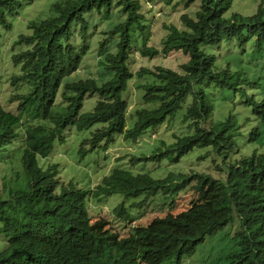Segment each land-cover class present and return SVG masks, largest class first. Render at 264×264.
Returning <instances> with one entry per match:
<instances>
[{"label":"trees","instance_id":"1","mask_svg":"<svg viewBox=\"0 0 264 264\" xmlns=\"http://www.w3.org/2000/svg\"><path fill=\"white\" fill-rule=\"evenodd\" d=\"M33 1L0 0V55L2 37L13 29L12 21L20 16L22 7ZM173 1L163 0L167 5ZM176 1L198 3L199 11L195 18L184 20L189 31L171 27L160 50L147 47L144 24L148 21L139 12L138 0H57L49 10L58 16L40 21L28 18L26 32L11 41L15 50L12 63L21 70L12 77V84L22 83L24 93L19 97L18 114L6 111L0 101V154L18 138L16 127L23 130L24 141L20 170L9 178L0 176V194H6L0 199V236L5 239L0 244V264H58L51 250L63 247L62 241L78 251L75 259L59 264H130L148 256L155 264H184L207 236H216L221 247L220 238H226L232 248L228 261L217 258V264H264V0H251L248 5L242 0ZM241 6L252 9H239ZM93 9L108 25L98 46L95 44V58L86 56L88 46L83 47L70 32L72 22ZM216 48L233 51L221 55ZM136 50L148 58L180 51L188 62L177 69L159 66L135 72L131 60ZM84 60L97 62L94 67L104 74L101 79L89 65L85 74L80 71ZM74 75L78 80L67 83L64 93L57 94L62 81ZM209 88L219 90L221 97L242 99L234 105L224 103L221 108L227 113L218 123H210L216 96ZM138 91L143 93L142 104L135 115L128 116L132 94L140 102ZM92 98L96 101L87 109ZM238 108L244 110L245 126L252 123L249 134H243L238 123ZM178 118L180 127L188 119L193 121L188 126V130L193 127L191 133L184 129L182 134L175 132L183 145L203 149L202 159L216 161L217 169L225 172L226 182L210 179L215 197L210 196L209 206H200L197 217H206L204 229L193 235V228L181 220L176 222L179 230L134 226L114 243L109 236L93 231V209L112 196H121L112 200L113 214L131 222L146 211L149 195L164 202L157 198L164 194L146 166L170 150L157 153L153 141L139 139L148 131L162 132V125L175 124ZM72 129L91 132L78 152L81 159L98 149L125 145L122 151L129 154V164L144 166L147 173L115 166L106 175L100 171L102 179L93 189L58 179L59 164H49L44 170L40 162L50 157L55 144H65ZM169 180L181 185L180 177L171 171ZM206 182L203 177L200 184ZM154 207L160 208L156 203ZM234 208L239 210L236 219L232 217ZM236 220L241 224L232 237ZM258 243L262 245L256 247Z\"/></svg>","mask_w":264,"mask_h":264},{"label":"rangeland","instance_id":"2","mask_svg":"<svg viewBox=\"0 0 264 264\" xmlns=\"http://www.w3.org/2000/svg\"><path fill=\"white\" fill-rule=\"evenodd\" d=\"M56 0H34L32 3L25 5L20 10V16L12 21L13 29L9 32H6L1 40V55H0V101L4 109L13 114H18L17 104L19 101V97L24 93L23 84L19 83L11 86V82H8L11 77L20 75L21 70L15 67L12 63V55L15 50L11 48L12 43L17 39V37L26 32V26L28 22V18L34 20H43L46 19L49 15L53 16L54 13L49 12L50 5ZM139 1V12L145 14L147 23L144 24L145 33L148 35L147 47H155L156 49H162L161 41L165 38L167 33L169 32L171 27L178 28L179 30H187L186 25L184 24L185 19L195 18L197 11H199V4L192 3L191 5H186L187 1H173L171 4L167 5L163 2V0H138ZM244 5L251 4V0H242ZM255 5V4H254ZM116 7V5H114ZM253 6V5H252ZM254 7V6H253ZM239 9H252V7L241 6ZM22 17L23 19H20ZM140 29H143L139 26ZM12 41V43H11ZM225 46V45H224ZM216 52L220 51L221 55H226L230 51L233 50H225L220 48H216ZM92 55L95 58V54L93 51L87 55L89 57ZM133 63V69L135 72H138L142 68L154 70L156 67L163 66L166 68L177 69L182 64L188 62V57L183 55L180 51H170L169 53H162L153 58H148L142 56L137 50L134 52V58L131 60ZM97 64L96 61L88 63V61L84 60L83 67L80 68V71H83L85 74V66L89 65V67H93L96 77L100 78L104 75L100 73L94 66ZM88 73H91L90 69H88ZM66 83L75 82L78 79L74 76L66 77ZM213 90V95L216 96L215 101V110L212 121L214 123H218L219 120L224 118L226 115V110L222 109V105L224 103H228L234 105L236 103H241V98L237 97L233 101L231 97H221L219 95V90H215L214 88H209ZM249 91V90H248ZM139 101L136 100V94H132V98L129 101L128 113L127 115H133L136 109L142 104V91H138ZM248 93H253V90H250ZM223 94V93H222ZM226 94H223V96ZM129 98V97H128ZM12 99V101H11ZM11 101V102H10ZM96 99H88L86 105L87 109H91L95 103ZM7 104V106H6ZM136 104V105H135ZM135 105V106H134ZM238 105V104H237ZM237 105L232 108L235 109ZM86 109V110H87ZM240 110L239 114L241 115ZM178 122L173 125V123L168 124L165 128L168 129L169 125L171 127V132L174 133V130H181L179 123H182V120L178 118ZM238 123L242 127L243 134H249L252 129V123L250 122L249 126H245L244 119L242 115L238 119ZM193 125L192 119H188L184 122L182 129H186V134L191 133V130H188V126ZM17 132L19 133L18 138L8 147V150L4 151L0 154V176L1 178L12 177L14 173L20 170V156L24 141L23 130L19 127H16ZM72 136L71 141L69 137ZM91 132H77L75 130H70V132L66 135L67 140L65 144L59 146L60 143L55 144L54 152L50 155V157L46 160L40 159L41 167H47L49 164H59L60 165V177L63 181L68 183V181H73L75 183H80L82 185H87L90 188H93L97 185V183L101 180L100 171H104V173H109L110 169L115 166H124L128 170H133V172L139 170L142 171L144 166H132L130 167L127 152H123L122 148H125V145L119 146L115 145L114 147L109 148L107 151H97V153H88L84 157V159L80 158V154L78 153L83 140L90 138ZM75 147V150L73 149ZM121 147V149H120ZM145 149H149L145 147ZM80 158V160L77 158ZM127 160H125V158ZM218 161L221 163L223 161L222 158ZM96 161V162H95ZM212 161V160H211ZM211 161H208L210 163ZM206 168V167H205ZM211 168L217 174H225L222 171H215V163L211 164ZM10 184V182H9ZM6 194L3 193L1 198H4ZM120 195L112 196L106 201H102L93 209L91 222L92 228L98 234H104L111 238L112 241L117 239L119 236H124L128 234L132 227H139L140 230H148V229H156L159 231L164 230L166 227H173L176 230H179V226H177L174 222L165 221L163 217L167 214L166 211H160L155 208H147V210L135 219V221H123L113 214L112 208V200L120 199ZM210 199L209 195L204 197V202L197 200L196 197L190 196L188 194L184 195V198L179 199L177 206L168 211V214L173 215L174 218H184L188 221H194L199 226L203 228V219H196L191 216L192 213H195L198 207L203 203H208ZM108 206H111L108 208ZM134 213V211H133ZM5 239L0 236V244L3 245ZM221 246L218 244L217 238L212 239L210 242H207L205 245H201V247L196 251L195 255L192 259H186L184 264H217L216 259L221 258L222 251L220 250ZM224 253L223 255H225ZM224 261H228L222 258ZM219 264V263H218Z\"/></svg>","mask_w":264,"mask_h":264},{"label":"clouds","instance_id":"3","mask_svg":"<svg viewBox=\"0 0 264 264\" xmlns=\"http://www.w3.org/2000/svg\"><path fill=\"white\" fill-rule=\"evenodd\" d=\"M49 12L54 13L53 9L51 11L49 10ZM55 15L58 16V14H55ZM102 19H104L103 15L100 12H98V10L93 9L90 12H86L84 15H82L81 18L75 19L72 22V24L70 25L71 34H74L75 37L80 40V43L82 44L83 47H84L83 44H86L88 46V52H87L86 56L90 53V51L94 52L95 44L98 46L99 41H101V39L104 37L103 33L108 28L106 21L102 20ZM122 19L123 18H121L120 20H122ZM8 82L9 83L11 82L12 87L14 86L12 84V77L10 80L8 79ZM66 84L67 83L65 82V80H63L59 89H58L57 94L61 95L62 93H64V91H65L64 87ZM128 111H129V109H128ZM134 115H135V113H134ZM213 116H214V112H213L212 118L210 119V123L214 122V121H212ZM223 120H224V118H222V120H219V122H221ZM166 126H168V124H166ZM166 126L162 125L161 128H159L162 131L160 133L156 132V130L155 131H148L139 140L147 139V140L153 141L154 145L156 146L155 151L157 153L166 152L169 150L170 151L165 156H160L158 158V161L149 162L146 166V168L148 169V173L144 169L142 171H139L140 170L139 169V170L135 171L134 173H137L138 171L139 172H146L149 175V177H151V180L153 181V183L161 188V190L159 192H162L164 194L163 196L157 197L159 199H163L164 200L163 203H158L155 200H152L153 199L152 196H154L155 194L149 195L151 197L146 199V201H147L146 204H148L147 208H152V207L155 208L154 203L158 204L160 206V208L159 209L155 208V209L167 212V214L163 217V219H165L167 216L172 218V220H165V221L174 222L177 226H179L176 223L177 221H179V220L185 221V223H187V225H184V226L192 227L193 228V235H194L198 230H203L204 226L206 225V217L205 216L197 217L199 215L200 207H198L196 212L192 213L191 216H193L196 219H203V228H201L202 226H199L194 221H188L184 218H174L173 215L168 214V211L174 209L177 206L178 200L184 198L185 194H188L190 196L194 195L197 200H200L202 202H204V197L206 195H209V196L213 195L215 197L214 190H210V179H212L214 181L226 182L224 180L225 174L215 173L214 170L211 168V164L215 163V168H216L215 171H219L216 167L217 166L216 161L208 163V161L203 160L202 159V156L204 155L203 149L198 148V147H189V146L183 145V142L180 141V137H178L175 134V132L170 133L171 132L170 125L168 128L170 130V132L167 133L165 131ZM182 128H184V127H181V130H179V131L178 130H174V131L178 132L179 134H182V131H183ZM190 130H191V128H190ZM184 131L186 133V129H184ZM161 147H163V150L159 151L158 149ZM98 151H104V150L98 149ZM105 151H107V150H105ZM209 151H210V153H212V149H210ZM95 153H97V152H95ZM205 162L207 163V165L205 164ZM48 166L45 167L44 170H47ZM130 167L132 168L131 165H130ZM170 171L172 172V174L178 175L180 177V179H181V185L180 186L177 185L174 181L169 180V172ZM102 172H104V171H102ZM132 172H133V170H132ZM106 174L104 173L103 175H106ZM203 177L207 178V182L204 183L203 185H201L200 183H201V180ZM101 179H102V176H101ZM75 184H78L82 187L86 186L89 189H93V188L88 187L87 185H82L80 183H75ZM1 195H3V193H1L0 196ZM0 199H4V198L0 197ZM209 201H210V199H209ZM209 201H208V203H203L200 206L204 209L205 207L210 205ZM170 203H172V206L170 205ZM109 207H111V206H108V208ZM112 208H113V206H112ZM113 211H114V208H113ZM238 211L239 210L237 208H234V213L232 214V217H234L235 219L237 218ZM236 223H238V224L231 233L232 237L238 231L239 224H241V222H237V220H236ZM194 227H195V229H194ZM207 237L205 239V242L201 243V245H205L207 242H210L212 239L217 238L216 236H214L212 238H210V237L207 238ZM121 238H122V236H119L114 241H112V240L111 241L114 243L116 241H119ZM227 238H231V237H227ZM221 239L223 241L222 247H221V251H222L221 258L229 259L228 255H229V252H231L232 248L228 247V242L226 241V238H220V240ZM230 242H232V241H230ZM62 243H63V247H54L55 249L52 248V250H51V253H53L56 257L55 261L58 264L61 261H63V263H64V262H68V261L75 259L74 253H77V251H78L75 245H70L64 241H62ZM232 245H233V243H232ZM261 245H262L261 243H258V244H256V247H259ZM224 253H226V254L223 255ZM130 264H155V263L153 261V257L148 256L147 258L142 260V262H140V263H130ZM163 264H175V263H173V261H164ZM209 264H212V263H209Z\"/></svg>","mask_w":264,"mask_h":264}]
</instances>
